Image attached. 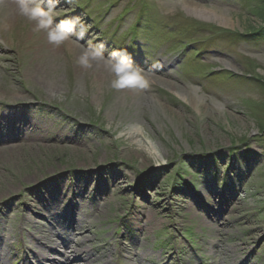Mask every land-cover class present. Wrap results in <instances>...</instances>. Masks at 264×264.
Segmentation results:
<instances>
[{
	"label": "rangeland",
	"instance_id": "374dc122",
	"mask_svg": "<svg viewBox=\"0 0 264 264\" xmlns=\"http://www.w3.org/2000/svg\"><path fill=\"white\" fill-rule=\"evenodd\" d=\"M79 1L112 4L104 18L82 10L89 31L76 44L103 43L106 56L126 50L149 84L113 90L108 74L94 94L89 69L75 79L67 49L40 39L43 31L25 33L16 14L12 47L0 43V264H20V232L34 264L43 260L33 255L38 237L57 243L51 261L77 264L88 251L82 264H112L122 218L120 264H178L180 251L183 264H264V0ZM73 5L60 0L54 23L75 17ZM122 15V32L140 25L133 39L113 27ZM171 84L194 90L201 108ZM69 204L78 233L69 223L52 231ZM55 235L82 246L69 255Z\"/></svg>",
	"mask_w": 264,
	"mask_h": 264
},
{
	"label": "clouds",
	"instance_id": "9594fccd",
	"mask_svg": "<svg viewBox=\"0 0 264 264\" xmlns=\"http://www.w3.org/2000/svg\"><path fill=\"white\" fill-rule=\"evenodd\" d=\"M71 4L73 0H65ZM60 0H15L18 15L35 24V31L46 32L47 39L53 46L59 47L65 42L79 43L89 31L79 17H69L54 23L59 15L57 5ZM82 54L76 61L84 69H92L94 64L102 63L112 76L110 88L113 90H143L148 87L144 71L135 65L133 57L126 50H113L105 55L103 43L87 42L81 45Z\"/></svg>",
	"mask_w": 264,
	"mask_h": 264
},
{
	"label": "bare ground",
	"instance_id": "6f19581e",
	"mask_svg": "<svg viewBox=\"0 0 264 264\" xmlns=\"http://www.w3.org/2000/svg\"><path fill=\"white\" fill-rule=\"evenodd\" d=\"M0 8L3 10H0V43L6 47H8L10 45V47H12V44H10V40L8 38V33L13 32L14 29L17 28L18 25L14 24V19L17 18L16 14L18 15L16 8H15V0H0ZM189 13L204 19L208 22H212V21H216V23H218L219 25H224L228 23V19H226L224 17V15L222 14H217L215 11H211L208 9H204L201 8L199 6L196 5H187L185 7ZM7 13L12 14V17H8ZM18 17L20 18L18 23H24L25 25H29L30 28L28 30L25 29V33L27 32L28 35L32 34V36L35 34V24L33 22H30L32 25L28 24L29 22H24L21 17L18 15ZM28 21V20H27ZM19 27V26H18ZM32 27L34 28L32 31ZM14 28V29H13ZM23 29V28H21ZM42 34L40 35V39L44 40V37L47 38V34L46 32H41ZM38 39V40H40ZM33 43V42H32ZM0 44V55H3L4 50H6V48H4L2 45ZM64 49L66 48L67 51L69 52L68 55L71 56L72 58V65L71 67L73 68V73H74V78L78 80L79 78V73L83 70H85L84 68H82L81 66L78 65V63L76 62L79 58V56L82 54V48L80 46H78L76 43H73L71 41L69 42H65V44L61 45ZM8 49V48H7ZM140 66V65H137ZM9 68H5V70L7 71ZM93 71L90 72L91 69H89V80L92 83V92L97 93L98 91L105 89V86L107 85V82L109 80V73H106V69L103 66L102 63L100 64H94L93 66ZM15 73V72H14ZM14 77L16 78V75H14ZM14 77H12L14 79ZM69 77H73L72 73L70 72ZM72 79V78H71ZM153 78H151L152 81ZM172 89H174V91H179V93L177 94L183 101L194 105L196 108L200 109L201 108V98L200 95H196L194 94V90L190 91V92H184L181 91L180 89L175 86V85H170ZM126 92H130V89H125ZM133 92V90H132ZM197 93V92H196ZM29 126H35L34 123L32 122H28ZM37 125V124H36ZM132 133V132H131ZM131 136V134H130ZM200 204V203H198ZM32 206V205H31ZM48 205H45V207H47ZM202 207V205H201ZM32 208V207H31ZM212 217V216H211ZM24 218H26V215L24 216ZM30 220L27 218V221ZM30 223L32 222V219L29 221ZM79 236L84 238V240H87V238H85L86 236L81 232L79 233ZM43 239H39V240H34V241H38V242H46V241H42ZM50 242L54 245H56L57 243L54 240H49V242H46V249L47 248H54L52 247L53 245L50 244ZM76 244V245H75ZM62 245L64 246V250L63 252L67 253V254H77V252L79 251V248L82 246V244H78L77 242H70V241H65L62 242ZM127 248V247H125ZM46 249H42L41 251L37 252V255L43 259V261L45 262H50L52 259V255H50V252H48ZM64 253V254H65ZM91 253V252H89ZM88 251H85L84 256H79L73 260V262L77 263V264H82L83 262L86 263V261H88L90 258L93 257L92 254H89ZM56 259H54L52 262V264H63V262L61 261H55ZM68 260H72L71 257L68 258ZM79 262V263H78ZM105 264H111V262H106Z\"/></svg>",
	"mask_w": 264,
	"mask_h": 264
}]
</instances>
